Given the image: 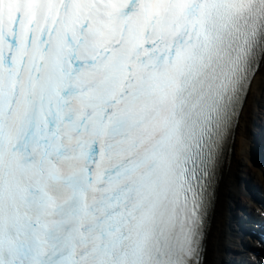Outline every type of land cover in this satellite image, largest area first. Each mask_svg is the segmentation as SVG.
Wrapping results in <instances>:
<instances>
[{
	"label": "snow or ice",
	"instance_id": "snow-or-ice-1",
	"mask_svg": "<svg viewBox=\"0 0 264 264\" xmlns=\"http://www.w3.org/2000/svg\"><path fill=\"white\" fill-rule=\"evenodd\" d=\"M257 114L264 0H0V264H264L218 215Z\"/></svg>",
	"mask_w": 264,
	"mask_h": 264
},
{
	"label": "bare ground",
	"instance_id": "bare-ground-1",
	"mask_svg": "<svg viewBox=\"0 0 264 264\" xmlns=\"http://www.w3.org/2000/svg\"><path fill=\"white\" fill-rule=\"evenodd\" d=\"M253 118L254 116L250 117L245 126V142L241 143L239 137L237 139L234 154L231 159V165L226 171L225 185L221 191L218 215L221 223L227 229L228 227L226 226V214L229 213L228 207H231L234 201L237 202L238 199H241L244 194L239 180L249 174L255 175L260 180L255 170L258 165L257 163H259V160L252 156V143L251 141H249L248 126Z\"/></svg>",
	"mask_w": 264,
	"mask_h": 264
}]
</instances>
